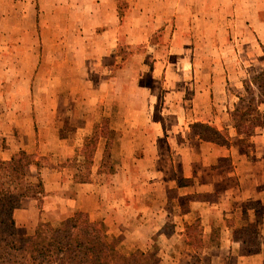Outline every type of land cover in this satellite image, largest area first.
Instances as JSON below:
<instances>
[{
	"label": "crops",
	"instance_id": "0c3cea01",
	"mask_svg": "<svg viewBox=\"0 0 264 264\" xmlns=\"http://www.w3.org/2000/svg\"><path fill=\"white\" fill-rule=\"evenodd\" d=\"M217 2L218 5L221 0ZM229 2L233 13L240 15V20H233V37L228 38L233 41V66L224 64L225 61L215 63L213 58L214 67L207 74L198 71L201 80L187 92L189 102L180 105L177 119L185 124L202 122L215 124L219 130L226 128L229 134L226 143L197 136L190 139L187 131L165 133L156 128L150 117L144 123L147 133L132 137L131 146L126 142L125 133L118 131L116 152L120 161L111 173L99 170L101 156L91 167L89 178L83 180H75L74 175L67 177L63 168L33 165L31 175L33 172L38 175L39 170L43 183L42 203L39 205L38 199L33 197L21 200L13 213L17 229L32 233L44 213L51 223L59 222L68 216L69 210L64 207L67 204L72 212L84 211L92 221L104 223L114 236H134L133 240L125 241L134 242L131 245H135V250H147L153 244L150 241L146 245L148 240L157 237L165 242V250L182 253V259H176L173 264H264V121L250 136V145L244 146L240 141L242 135L234 128L227 102L233 78L249 70L248 67L235 68V61L252 63L263 57L264 0ZM200 3L201 0L132 1L141 13L151 5L155 6L154 11L187 13L191 4L196 7ZM53 9L55 58H59L50 68L45 62L42 68L38 62L35 75L69 77L66 82L57 83V92L84 94L89 89L94 91V85L99 82L98 92H101V70L104 67L105 74H110L105 65L109 64L111 50L120 42L126 43L117 1L54 0ZM216 9L211 10L221 12ZM65 48L66 52H62ZM12 56L11 53L9 61L13 60ZM117 70L119 76L120 69ZM15 72L13 64L0 68V75L11 76ZM24 74L30 75L29 69ZM79 75L86 77L82 79L83 89H79L77 79L74 81ZM93 75L99 80L90 81ZM26 86L25 101L17 102L11 89L8 97L6 93L7 101L0 94V158L9 160L20 150L39 156L79 153L97 120L92 116L94 102H90L88 94L83 96L86 99L77 95L76 99L72 98V108L79 114L70 117L77 128L69 137L61 132L63 120L60 121L57 101L43 102L45 113L50 114L33 117L29 83ZM99 104L101 106L102 101L99 100ZM243 213L249 217V223H253L251 229L257 232V245H247L232 236L233 227L225 223ZM195 221H198L200 250L190 243L191 226ZM197 251L200 253L198 262H193Z\"/></svg>",
	"mask_w": 264,
	"mask_h": 264
},
{
	"label": "rangeland",
	"instance_id": "374dc122",
	"mask_svg": "<svg viewBox=\"0 0 264 264\" xmlns=\"http://www.w3.org/2000/svg\"><path fill=\"white\" fill-rule=\"evenodd\" d=\"M116 1L119 18L123 23L121 30L125 31L126 43L120 42L111 50V58L107 60L109 64L105 65L106 69H110V74H105L104 67L101 70L100 80L103 83L101 92H98L101 87L99 82L94 85V91L89 89L83 94L55 90V87L59 89L58 82H66L69 77L55 78L53 75H35L39 67L38 62L41 63L42 68H44V62L49 64L50 68L53 67L56 58H59L58 56L55 58L53 41L54 0H0V68L13 64L16 69L14 75H0V85L2 86L0 94L3 99L7 101L6 98L10 94L8 92L11 89L12 96L17 102L25 101L26 85L29 83L33 117L47 116L50 113H45L47 109L42 106L43 102L57 101L60 121L63 120L60 124V126L62 125L61 132L69 137L77 128V123L70 117L79 114L78 110L72 108V98L76 99L77 95V98L86 99L83 96L88 94L90 102H94L92 116L97 120L92 134L84 141L83 149L73 156L54 155V153L47 154V156L32 154L34 159L38 158L39 168L49 167L58 170L63 168L65 169H62L65 172L64 175L67 177L74 175L75 180H83L89 178L91 167L94 163H98V158L101 156L102 164L99 170L111 173L114 171L115 164L120 161L116 152L118 131L125 133L126 142L131 146L132 137H138L139 133L147 131L144 123L150 117L151 121L156 123V128L158 130L161 128L165 133L182 134L187 131L190 139H194L196 136L207 139L215 138L207 129L196 125V123L209 125L216 129L215 124L202 122L185 124L177 119L181 112L180 105L183 106L189 102L187 92L201 80L198 79L200 72L204 73L205 71L207 74L208 70L214 67L213 58H215V63L222 64L225 61L224 64L233 66V41L228 38L233 37V20L236 18L240 20V15L233 13L230 0H221L218 5L217 0L215 3V0H201L200 5H196L197 8L201 7L200 10L191 4L187 13L169 12L163 9L154 11L152 9L155 8L154 5L148 6L149 9L141 13L137 11L138 7L132 4V1L135 0ZM215 8L221 12L214 13L211 9ZM45 27H47V31H45ZM235 31L240 33L239 29H235ZM66 37L69 39V32L66 33ZM173 37L175 39L171 42ZM66 50L67 48L62 52H66ZM11 53L13 60L9 61ZM221 55H225L222 61L220 60ZM235 62V68L245 69L248 67L249 70L233 78V85L227 96L228 112L233 118L234 128L236 120L239 119V112H247L246 116L240 119L244 133L237 134L242 135L241 144L249 146L250 136L254 133L255 128L261 126L264 121L263 97L252 83L253 78L264 70V47L262 59L254 60L252 63L239 59ZM257 62L258 64H253ZM22 68L24 73L29 69L30 75L22 73ZM118 68L120 69L119 76ZM122 68L124 70L121 72ZM32 71H34L33 75ZM84 78L86 77L80 75L74 78V81L77 79L79 82V89L84 87L85 83L82 81ZM97 79L99 80V77H95V75L89 77L92 82ZM99 100L102 101L101 106ZM114 103L118 104L112 105ZM251 108L256 109V114L249 111ZM256 116L260 117L259 123H257L258 120H251ZM256 123L257 125H255ZM216 130L220 132L216 142L226 143V138L229 137L228 129ZM39 174L38 170V175L33 172L31 177L34 180L37 176L39 177ZM38 203L39 205L42 203V198L38 199ZM64 207L69 210L68 216L64 215V219L78 212H72L67 204ZM44 216H41L34 231L41 223L57 225L60 222L51 223ZM246 217L247 215L244 214L237 219L227 220L225 223L233 227L232 236L239 237L247 245H257V232L255 229H251L253 223H249V217H247L248 219ZM97 222L103 225L108 241L119 252L129 254L142 251L134 249L135 245H131L134 242L125 241L127 238L133 240L134 236H114L104 223ZM17 231L20 235H27L24 229L18 228ZM198 231V221H195L191 226L190 243L200 250ZM150 241L153 244L143 252H152L157 264H173L176 259H182V253L165 250V242L157 237H151L146 245ZM199 255L200 253L197 251L193 262H198Z\"/></svg>",
	"mask_w": 264,
	"mask_h": 264
},
{
	"label": "trees",
	"instance_id": "16d2710c",
	"mask_svg": "<svg viewBox=\"0 0 264 264\" xmlns=\"http://www.w3.org/2000/svg\"><path fill=\"white\" fill-rule=\"evenodd\" d=\"M252 83L264 102V70L253 78ZM249 111L257 112L254 108ZM246 114L240 111L236 120L235 128L239 134L244 133L240 119ZM259 119L256 116L251 120L259 123ZM196 125L215 136L209 140H218V130L205 124ZM33 165L40 166L32 154L23 150L9 160L0 158V264H157L150 251L123 254L116 250L108 241L103 225L92 221L82 211L57 225L41 223L32 234L20 235L13 218L15 209L19 208L23 198L40 199L44 192L41 178L37 176L32 180L30 167Z\"/></svg>",
	"mask_w": 264,
	"mask_h": 264
}]
</instances>
